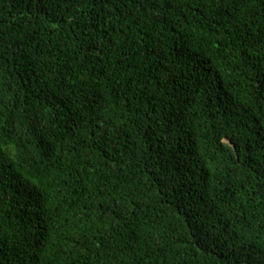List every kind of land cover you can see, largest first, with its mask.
<instances>
[{
  "label": "trees",
  "instance_id": "obj_1",
  "mask_svg": "<svg viewBox=\"0 0 264 264\" xmlns=\"http://www.w3.org/2000/svg\"><path fill=\"white\" fill-rule=\"evenodd\" d=\"M0 264H264V0H0Z\"/></svg>",
  "mask_w": 264,
  "mask_h": 264
}]
</instances>
